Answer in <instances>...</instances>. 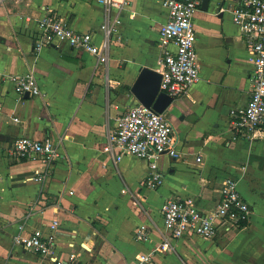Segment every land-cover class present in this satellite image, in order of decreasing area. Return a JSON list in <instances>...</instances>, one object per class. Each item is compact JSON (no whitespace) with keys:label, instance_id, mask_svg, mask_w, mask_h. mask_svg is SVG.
Masks as SVG:
<instances>
[{"label":"crops","instance_id":"0c3cea01","mask_svg":"<svg viewBox=\"0 0 264 264\" xmlns=\"http://www.w3.org/2000/svg\"><path fill=\"white\" fill-rule=\"evenodd\" d=\"M127 1L118 15L96 0L0 1V264H41L11 241L29 212L27 230L56 219L57 256L75 255L81 264H137L148 253L153 264H264V135L235 138L231 124V113L249 98L251 54L230 13L218 11L239 0H209L193 16L199 79L164 112L177 157L155 160L163 179L154 190L141 185L149 161L133 155L115 161L103 151L117 119L138 104L130 89L140 69L161 71L158 31L167 14L157 0ZM45 15L92 33L96 44L103 42L105 21L117 17L107 62L65 43L35 52L37 23ZM29 72L40 96L16 92L13 77ZM23 136L48 139L62 154L41 183L30 180L42 170L39 163L8 153ZM226 177L237 180L252 207L248 224L210 241L184 237L172 251L154 252L162 203L194 199L208 210ZM142 225L149 241L134 239Z\"/></svg>","mask_w":264,"mask_h":264},{"label":"built area","instance_id":"2783aa9c","mask_svg":"<svg viewBox=\"0 0 264 264\" xmlns=\"http://www.w3.org/2000/svg\"><path fill=\"white\" fill-rule=\"evenodd\" d=\"M157 1L167 14L166 22L158 31V63L161 67L158 72L161 76L159 90L176 99L187 95L199 79L192 19L201 0ZM96 2L106 13L115 11L117 15L128 5L127 0ZM218 11L230 13L232 22L239 27L243 43L251 54L252 70L247 104L231 113L234 137L253 138L257 132L264 135V0H239L234 4L221 5ZM116 23L117 17L105 21L103 42L96 44L92 33L75 31L62 19L45 15L37 23L38 35L34 40V50L40 52L43 48L65 43L72 49L96 57L99 64H104L108 59V36ZM12 80L21 97L41 95L32 72L13 77ZM173 140V128L164 114H157L138 103L117 119L103 151L113 154L115 161L125 155L149 161V172L141 185L154 190L163 179L155 160L161 155L177 157ZM8 153L16 161L39 163L42 170H35L30 178L38 183L45 181L55 163L62 159V154L52 141L33 140L25 136L15 139ZM217 194V201L208 210L201 209L194 199H168L162 203L160 243L154 252L172 251L174 243L184 237L210 241L222 233L243 229L250 220L252 207L240 195L237 180L233 177L224 178ZM30 213L18 224L11 237L12 245L35 255L41 264H81L75 255L67 260L57 256L55 232L59 226L58 221L54 219L48 225L27 230ZM134 239L138 242L149 241V228L144 225L138 227ZM152 257L153 253L141 254L137 264H153Z\"/></svg>","mask_w":264,"mask_h":264},{"label":"water","instance_id":"95a60500","mask_svg":"<svg viewBox=\"0 0 264 264\" xmlns=\"http://www.w3.org/2000/svg\"><path fill=\"white\" fill-rule=\"evenodd\" d=\"M201 8L207 9L209 0H201ZM161 76L157 71L149 68H142L133 83L130 92L137 102L147 109L157 113L164 114L173 98L159 90ZM27 98L28 96L25 95Z\"/></svg>","mask_w":264,"mask_h":264}]
</instances>
